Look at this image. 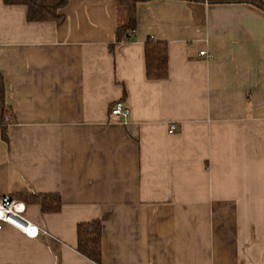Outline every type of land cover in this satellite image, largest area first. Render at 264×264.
<instances>
[{
  "label": "crops",
  "instance_id": "1",
  "mask_svg": "<svg viewBox=\"0 0 264 264\" xmlns=\"http://www.w3.org/2000/svg\"><path fill=\"white\" fill-rule=\"evenodd\" d=\"M27 11L0 0V196L48 234L6 226L0 264H264V11L141 0L120 42L118 0H69L59 24ZM148 39L168 43L165 79L148 78ZM30 193L60 194L61 210ZM93 220L100 263L78 251Z\"/></svg>",
  "mask_w": 264,
  "mask_h": 264
},
{
  "label": "trees",
  "instance_id": "2",
  "mask_svg": "<svg viewBox=\"0 0 264 264\" xmlns=\"http://www.w3.org/2000/svg\"><path fill=\"white\" fill-rule=\"evenodd\" d=\"M141 0H118L120 11L126 12V23L118 24L116 40H127L129 33L136 28V4ZM205 1V0H195ZM214 4L249 3L264 11V2L260 0H208ZM7 5H25L28 8L27 18L30 21L52 20L62 23L65 19L62 10L69 0H4ZM147 75L150 79H165L169 73L168 43L166 41H153L148 39L145 47ZM11 116V109L6 103V87L4 76L0 71V127L6 138L7 122L5 117ZM14 198V197H13ZM27 203H38L43 212H58L62 207V198L58 193L25 194L18 196ZM17 199V198H16ZM78 251L88 258L100 263L102 261V235L103 227L99 220L81 222L77 227Z\"/></svg>",
  "mask_w": 264,
  "mask_h": 264
},
{
  "label": "built area",
  "instance_id": "3",
  "mask_svg": "<svg viewBox=\"0 0 264 264\" xmlns=\"http://www.w3.org/2000/svg\"><path fill=\"white\" fill-rule=\"evenodd\" d=\"M200 54L207 57V59L213 58V55L207 51H201ZM111 114L127 122L130 116V109L123 101H118L113 105ZM5 120L10 122L11 116L7 115ZM177 129V124L171 123L169 133H175ZM6 226L15 227L29 237H37L40 232L48 234L45 229L39 228L27 218L25 203L10 195L0 196V230Z\"/></svg>",
  "mask_w": 264,
  "mask_h": 264
},
{
  "label": "rangeland",
  "instance_id": "4",
  "mask_svg": "<svg viewBox=\"0 0 264 264\" xmlns=\"http://www.w3.org/2000/svg\"><path fill=\"white\" fill-rule=\"evenodd\" d=\"M121 12H122V15H121V16H122V18H124V17H125V15H126V14H125V10H124V9H122V11H121Z\"/></svg>",
  "mask_w": 264,
  "mask_h": 264
}]
</instances>
